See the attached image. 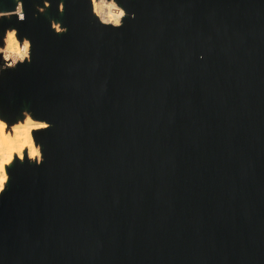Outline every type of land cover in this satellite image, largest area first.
<instances>
[{"label": "water", "instance_id": "95a60500", "mask_svg": "<svg viewBox=\"0 0 264 264\" xmlns=\"http://www.w3.org/2000/svg\"><path fill=\"white\" fill-rule=\"evenodd\" d=\"M121 2L137 15L119 28L89 0L0 19L35 41L0 111L52 121L33 133L44 161H14L0 196V258L264 264V0Z\"/></svg>", "mask_w": 264, "mask_h": 264}, {"label": "clouds", "instance_id": "9594fccd", "mask_svg": "<svg viewBox=\"0 0 264 264\" xmlns=\"http://www.w3.org/2000/svg\"><path fill=\"white\" fill-rule=\"evenodd\" d=\"M66 2L67 0H56L58 12L65 11ZM52 4L53 0H35L36 11L33 15L46 12ZM89 4L91 15L103 26L119 28L124 24L125 18L135 19L137 15L135 11H129L121 0H89ZM13 15L18 21L26 19L25 0H15L14 7L0 9V19L11 18ZM50 28L57 34L69 31V26L57 18H50ZM34 49V39L21 33L15 24L0 27V80L6 77L9 70L22 64H31ZM199 56L202 59L204 53L201 52ZM51 126V120L37 116L29 107H23L14 121H10L0 111V196L5 194L10 184L14 160L25 161V149L29 162L40 165L44 161L43 141L33 133L34 130L49 129ZM0 264H4L2 258Z\"/></svg>", "mask_w": 264, "mask_h": 264}, {"label": "bare ground", "instance_id": "6f19581e", "mask_svg": "<svg viewBox=\"0 0 264 264\" xmlns=\"http://www.w3.org/2000/svg\"><path fill=\"white\" fill-rule=\"evenodd\" d=\"M34 135V134H33ZM27 154V149H25V155Z\"/></svg>", "mask_w": 264, "mask_h": 264}, {"label": "rangeland", "instance_id": "374dc122", "mask_svg": "<svg viewBox=\"0 0 264 264\" xmlns=\"http://www.w3.org/2000/svg\"><path fill=\"white\" fill-rule=\"evenodd\" d=\"M0 9H2V8H0ZM9 126H11V125H9ZM14 161H16V160H14ZM14 163V162H13Z\"/></svg>", "mask_w": 264, "mask_h": 264}]
</instances>
